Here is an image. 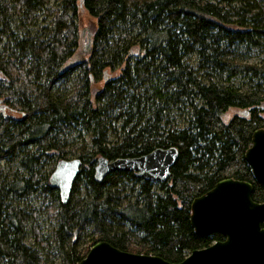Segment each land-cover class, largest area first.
<instances>
[{"label": "trees", "instance_id": "obj_1", "mask_svg": "<svg viewBox=\"0 0 264 264\" xmlns=\"http://www.w3.org/2000/svg\"><path fill=\"white\" fill-rule=\"evenodd\" d=\"M58 1L0 0V103L10 112H0V264H79L100 241L180 263L224 240L195 233L191 204L229 178L250 182L264 202L245 160L264 129V59L247 61L251 50L264 54V4ZM80 7L97 31L89 58L66 67ZM42 17L50 21L40 27ZM231 109L239 114L227 122ZM170 147L179 158L166 182L133 172L95 179L100 157ZM71 155L82 167L64 204L49 178ZM46 215L56 220L49 235ZM85 236L92 243L80 250Z\"/></svg>", "mask_w": 264, "mask_h": 264}, {"label": "water", "instance_id": "obj_2", "mask_svg": "<svg viewBox=\"0 0 264 264\" xmlns=\"http://www.w3.org/2000/svg\"><path fill=\"white\" fill-rule=\"evenodd\" d=\"M0 110L5 108L0 106ZM179 158L176 147L157 148L147 155L97 160L95 179L102 182L114 172H133L140 179L166 182ZM256 181L264 185V129L252 135V145L245 153ZM80 159L59 161L50 175V185L59 191L61 202H69L81 173ZM253 185L232 178L218 182L191 204V225L197 235L218 233L224 240L194 250L180 263L161 257L123 251L100 241L91 247L79 264H264V202L252 199Z\"/></svg>", "mask_w": 264, "mask_h": 264}, {"label": "rangeland", "instance_id": "obj_3", "mask_svg": "<svg viewBox=\"0 0 264 264\" xmlns=\"http://www.w3.org/2000/svg\"><path fill=\"white\" fill-rule=\"evenodd\" d=\"M259 2L264 4V0H258ZM50 7L53 9H59V1L58 0H51ZM50 19H47V22H45V19L42 17L40 20V27L46 26L49 23ZM77 27H78V47L76 50V53L73 58H71L67 64L65 65L66 67H70L74 64L81 63L84 59H88L90 56V52L92 50L93 46V40L95 37V33L97 31V19L92 17L88 11L84 7H80L78 10V16H77ZM264 59V54L262 53L261 50H251L248 53V59L247 61L251 64L255 63H261ZM111 74V72H109ZM118 74V71H117ZM246 82V80L244 81ZM242 80H239L237 82V85H243L244 83ZM103 87V82H100L98 84H94L93 86V93H92V99L94 100L95 94L102 89ZM247 89V87H245ZM3 106H5L3 104ZM7 113L8 112L7 110ZM6 114V113H5ZM239 114L237 109H231L226 116L224 117L225 121H229L234 115ZM69 159L73 160L76 159L74 155H71L68 157ZM51 169V167H49ZM38 205H41V201L38 199L36 202ZM41 223L45 225V231L44 233L46 235H49L50 232L55 228V223L56 220L53 217H50L49 215H46L44 218H42ZM96 236H93V238ZM33 239L30 238L28 240V243H32ZM92 243V237L85 236L81 239L80 241V250L86 249L90 247ZM55 264H62L60 259H57L55 261Z\"/></svg>", "mask_w": 264, "mask_h": 264}, {"label": "flooded vegetation", "instance_id": "obj_4", "mask_svg": "<svg viewBox=\"0 0 264 264\" xmlns=\"http://www.w3.org/2000/svg\"><path fill=\"white\" fill-rule=\"evenodd\" d=\"M0 106H2L3 108H5V106L1 105V103H0ZM0 112L5 113V112H7V110H6V108H5V111L0 110Z\"/></svg>", "mask_w": 264, "mask_h": 264}]
</instances>
